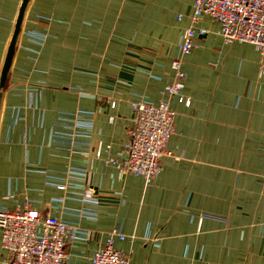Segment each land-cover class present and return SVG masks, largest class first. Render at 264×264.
<instances>
[{"label":"crops","instance_id":"obj_1","mask_svg":"<svg viewBox=\"0 0 264 264\" xmlns=\"http://www.w3.org/2000/svg\"><path fill=\"white\" fill-rule=\"evenodd\" d=\"M22 3L0 0V78ZM191 26L206 34L169 99L162 172L123 176L105 160L126 158L132 103L165 100ZM219 32L193 0H30L0 108V211L29 201L85 234L66 264H90L114 230L130 264H264V54Z\"/></svg>","mask_w":264,"mask_h":264},{"label":"built area","instance_id":"obj_2","mask_svg":"<svg viewBox=\"0 0 264 264\" xmlns=\"http://www.w3.org/2000/svg\"><path fill=\"white\" fill-rule=\"evenodd\" d=\"M203 15L220 24L219 35L226 44L248 43L264 54V0H193L194 23ZM205 34V30L194 26L185 30L179 56L171 64L174 81L164 90L165 100L158 104L144 100L132 103L134 120L125 144L126 158L105 160L123 176H140L150 184L161 174L168 142L175 134L176 113L169 99L182 96L185 87L182 60L197 48V37ZM102 151L103 147L98 145L94 149L95 158H101ZM104 151L109 153L110 146ZM82 200L97 203L91 188L84 191ZM0 231L9 264H66L70 242L84 239L85 235L58 218L42 216L29 201L21 209L0 211ZM117 239L123 241L126 237L114 230L92 255L90 264H130L129 255L116 248Z\"/></svg>","mask_w":264,"mask_h":264},{"label":"water","instance_id":"obj_3","mask_svg":"<svg viewBox=\"0 0 264 264\" xmlns=\"http://www.w3.org/2000/svg\"><path fill=\"white\" fill-rule=\"evenodd\" d=\"M29 2L30 0H23V3L19 11V17L15 25L14 34H13L10 46L8 48L6 59H5L4 66L2 69L1 78H0V108H1L2 98H3V92L5 89L6 83H7L8 74L10 72V69L13 63L16 45L19 39V35L21 33L22 24L25 18V13H26Z\"/></svg>","mask_w":264,"mask_h":264}]
</instances>
